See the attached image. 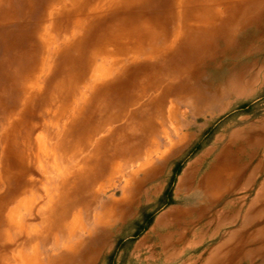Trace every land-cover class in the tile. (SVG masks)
<instances>
[{
	"label": "rangeland",
	"instance_id": "1",
	"mask_svg": "<svg viewBox=\"0 0 264 264\" xmlns=\"http://www.w3.org/2000/svg\"><path fill=\"white\" fill-rule=\"evenodd\" d=\"M209 1L214 4L219 19L207 33L200 27L193 38L197 39L195 42L183 36L172 50L167 51L169 53L126 61L128 72L124 74L123 85L116 87L107 98L92 99L89 91L92 81L90 78L85 81L86 96L92 100L76 121L78 131L110 118L113 115L111 106L117 103L119 91L128 87L134 99L133 113L130 118L124 117L113 125H107L75 159L71 154L69 197L58 205L71 210L65 220L66 226L53 228L51 238L36 235L31 245L12 242L8 253L11 264H17L15 256L20 251L33 255L34 249L42 264H52L51 260L64 256L71 257L72 264H147L145 249L140 251V256L136 253L132 256V251L154 229L157 220L172 209L200 205L195 194L180 191L179 182L186 169L203 156L206 160L201 165L198 180H203L216 167L223 168L226 173L223 172L222 187L218 190L213 187V194L222 197L217 202L207 203L212 212H218L210 221L211 231L204 235L201 245L186 252L185 259L195 256L196 264H264V0ZM11 3L17 18L7 33L9 40L14 41L20 28L21 33L34 27L48 0H30L32 11L27 15L24 12L25 0H12ZM200 3L207 4L206 0H200ZM141 7L146 8L150 16H173L176 13L174 0H149ZM37 42L41 44V41ZM58 43L64 48L60 38ZM156 46L163 48L164 44L159 42ZM30 49L29 46L27 50ZM4 55V46H1L0 58ZM76 55L71 54L72 58ZM90 74L89 71L88 77ZM115 76L117 70L105 83L112 82ZM147 86L152 90L140 98L141 91ZM77 101L82 105L80 99ZM44 119L47 125H53L52 118L46 116ZM59 129L47 132L40 126L37 132V135L45 136L50 156L43 161V167L33 165V172L28 177L38 183L34 192L36 203L29 212L24 209L20 211L21 215L18 214L28 234H32L33 229L43 231L42 212L49 204L43 189L46 187L52 194L59 193L56 189L62 177L58 170L53 169L56 153L52 149L54 140L49 136L50 132L57 133ZM108 139L110 142L99 148L105 155L98 162V158L93 157L94 147L99 141ZM141 151L144 154L138 162L124 159L134 161L142 154ZM83 158L95 164L84 166ZM147 158L148 165L140 168ZM60 161L58 167L64 171ZM83 166L87 176L91 167L100 170L102 180L94 189L88 179L76 180L75 176L80 174L78 170ZM133 194L136 196L132 198ZM94 199V205L88 207ZM113 199L130 201L127 215L101 229L103 234L109 235L104 238L105 247L94 241L89 243L92 234L98 233L96 217ZM19 200L11 203V207L14 208ZM122 205L124 203H120V207ZM78 216L81 223L66 237L65 233L70 230L68 227ZM207 222L206 219L202 223L205 233L209 231ZM158 233H164V230L158 229ZM13 239H17L15 234ZM157 241L153 236L148 243L155 245ZM156 247L154 251H157ZM72 248L76 251H71ZM154 262L162 264L160 260ZM172 264H181V261Z\"/></svg>",
	"mask_w": 264,
	"mask_h": 264
},
{
	"label": "bare ground",
	"instance_id": "2",
	"mask_svg": "<svg viewBox=\"0 0 264 264\" xmlns=\"http://www.w3.org/2000/svg\"><path fill=\"white\" fill-rule=\"evenodd\" d=\"M148 1L48 0L47 7L34 27L21 33L20 28L17 31V39L10 41L7 30L16 20L17 12L12 6V0H0V48L4 46L5 50V55L0 58V228L3 230L0 232V264H11L8 253L12 242L16 244L18 241L21 245L27 246L36 235L51 238L53 228L66 226L65 220L71 210L58 205L69 197L68 172L69 166L72 165L71 154H74L75 159L88 146L90 140L107 125H113L124 117L130 118L134 99L130 95L129 87L125 91H119L117 103L111 106L113 115L110 118L87 130L78 131L76 121L82 116L88 102L101 97L107 98L116 87L123 85L124 74L128 72V68L125 67L126 61L134 62L139 58L163 55L172 50L183 36H188L191 42H195L197 39L193 38L197 36L196 31L200 27L207 33L219 19V14L214 11V4L209 0H206V5L200 3V0H174L175 15L162 17L150 16L147 9L141 7ZM25 5L27 6L24 7V12L27 15L32 9L30 0H25ZM37 38L41 44L37 42ZM59 38L64 48L58 43ZM159 42H163V48L156 46ZM29 46L32 48L30 51L27 50ZM14 51L19 54H11ZM71 54H77L76 58H72ZM114 70H117L115 79L105 83ZM89 71L91 74L88 77ZM88 78L92 81L89 90L92 99L85 93L84 83ZM130 84L132 85V82ZM150 86L143 88L140 98L148 95L149 90H152ZM78 99L82 105H78ZM46 116L53 119V125H47L44 119ZM40 126L47 132L60 128L59 132H50L49 136L54 140L52 149L53 153H56L54 159L52 158L53 169L60 172L62 179L56 189L59 191L57 195L52 194L46 187L43 189L49 199V204L42 212L43 231L36 232L33 229L32 234H28L18 218L20 211L26 209V212H29L37 200L34 192L38 183L28 177L33 172V165L43 167V161L50 156L45 136L37 135ZM117 131L120 132L121 129ZM108 142L109 139L102 140L95 145L93 157L98 158V162L102 160L104 154L99 148L106 146ZM86 158L82 159L84 166L95 164ZM59 160L64 165V171L58 167ZM84 166L78 170L81 175L75 176L77 178L75 179L79 182L88 179L94 189L102 180L100 170L98 167L90 166L91 171L87 170L89 171L87 176ZM222 169L216 167L211 170L203 181L218 190L222 187L225 172ZM18 198L19 202L12 208L11 203ZM95 199L93 202L90 201L88 207L94 205ZM112 213L110 209L104 214L102 212L97 216V224H104L108 218L111 219ZM79 221L80 216L68 227L70 229L68 232L63 230L66 237L73 233L77 224L81 223ZM14 234L16 240L13 239ZM100 243L99 239L97 243L95 242L101 246ZM71 251L76 250L72 248ZM34 252L33 255H26L20 251L15 256L16 263L42 264L36 249ZM50 263L72 264V260L71 257L64 256L58 260H51Z\"/></svg>",
	"mask_w": 264,
	"mask_h": 264
},
{
	"label": "crops",
	"instance_id": "3",
	"mask_svg": "<svg viewBox=\"0 0 264 264\" xmlns=\"http://www.w3.org/2000/svg\"><path fill=\"white\" fill-rule=\"evenodd\" d=\"M142 154L139 155L138 158H135V160L130 161L126 158H124L128 162H138L141 160L144 152H141ZM148 155V154H147ZM138 160V161H137ZM146 162L140 164L141 167H146L149 163V159H145ZM206 160V157H200L196 162L191 164L186 171L184 172V175L181 177L179 182V189L181 192H188L195 194V197L197 200H199V204L196 207H182L178 209H172L165 214H163L156 222V225L153 230L150 231V233L142 239L140 242H138L132 251L133 254L136 253V255L140 256V251L145 249L147 252V255L145 257V261L147 264H155L154 261L160 260L162 261V264H172L177 263L178 261H181V264H196L195 263V256L189 257L188 259H185V254L187 251L197 248L199 245H201L204 241V235H209L211 231L210 221L216 216L218 212H212V208H210L207 203H213L217 202L221 199L222 195L218 197L217 194L214 193L213 185L204 182L202 179L198 180V175L201 169V165L204 164V161ZM211 171V170H210ZM209 171V172H210ZM207 175V174H206ZM205 175V176H206ZM204 179V178H203ZM209 191L206 193V191ZM204 194V195H203ZM224 195V194H223ZM136 195L133 194L132 198ZM118 202V203H117ZM124 203L120 207L118 204ZM130 201L129 200H110L106 203V205L103 208V214L107 210H112V217L111 219L108 218L104 224L98 223L96 220V230L98 233L92 234L91 238L89 239V243L92 244V241L97 243V240L101 242L100 247H105V237H109L106 234H103L102 228L107 225L111 224V221H117L119 219H122L127 215L128 207H129ZM117 206V207H116ZM106 208V209H105ZM116 208V209H115ZM115 211V212H114ZM100 213L99 215H101ZM117 216V217H116ZM114 217V218H113ZM97 218V217H96ZM208 220L207 225L209 228V231L206 233L203 230L202 223L204 220ZM110 221V222H109ZM216 228V227H215ZM158 229L164 230V233H158ZM205 233V234H204ZM215 233H218V229L216 228ZM100 234V236H97ZM153 236H156L158 241L155 243V245H151L148 243L149 239ZM154 247L158 248L157 251H154ZM150 261H153L152 263ZM201 261V256H200ZM88 264V263H87ZM92 264V263H91Z\"/></svg>",
	"mask_w": 264,
	"mask_h": 264
}]
</instances>
